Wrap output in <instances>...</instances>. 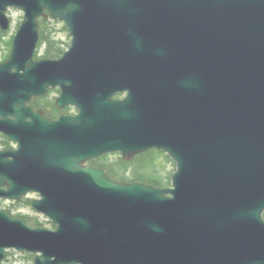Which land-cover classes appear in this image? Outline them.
<instances>
[{
    "label": "water",
    "instance_id": "1",
    "mask_svg": "<svg viewBox=\"0 0 264 264\" xmlns=\"http://www.w3.org/2000/svg\"><path fill=\"white\" fill-rule=\"evenodd\" d=\"M9 6L25 16L0 131L20 147L0 151V197L38 191L57 228L0 209V262L16 248L36 264H264V0H0L3 29ZM45 10L72 42L34 61ZM57 85L78 115L26 105ZM151 148L177 162L171 187L86 165Z\"/></svg>",
    "mask_w": 264,
    "mask_h": 264
},
{
    "label": "rangeland",
    "instance_id": "2",
    "mask_svg": "<svg viewBox=\"0 0 264 264\" xmlns=\"http://www.w3.org/2000/svg\"><path fill=\"white\" fill-rule=\"evenodd\" d=\"M8 15L12 20V26L8 32H1L0 30V61L10 49L12 38L18 28L19 23L22 21L23 12L19 9L13 8L8 11ZM49 26L52 29L51 40L55 39L56 44L59 45V49L62 50L59 55H62L63 51L67 49L70 44L68 30L65 27L64 22L59 20H52ZM46 47L47 43L40 42L35 57L43 58L46 53ZM54 95H56V93H52V96ZM116 157L117 155L110 156L109 159L103 160L102 162L112 164L114 163L113 161L117 159ZM155 161L158 167L161 168V174L163 177L167 176L168 178L169 176V178H171V175H173L176 169L175 162H173L168 156L162 154L158 156ZM36 197H38V194L29 193L26 195V198L24 197L20 201L0 200V208L7 210L8 207H11L10 212L13 215L37 217L38 220L44 223L45 227L53 228L52 224L48 223L49 221L46 219V217L37 213L28 203V199L32 200ZM26 254L27 253L25 252L10 250L7 255V259L3 264H33L32 258L30 259V257H27Z\"/></svg>",
    "mask_w": 264,
    "mask_h": 264
},
{
    "label": "trees",
    "instance_id": "3",
    "mask_svg": "<svg viewBox=\"0 0 264 264\" xmlns=\"http://www.w3.org/2000/svg\"><path fill=\"white\" fill-rule=\"evenodd\" d=\"M50 22L47 21L46 25L41 24V35L43 39H47L48 44H50L49 53L51 56H57L61 49L56 46L55 39L51 40L52 29L49 26ZM166 155L162 151L150 150L145 153L138 155L135 158V163L128 165H121L116 163L118 172L116 174L117 178H121V180L131 179V181H144L148 183H152L158 186H166L170 182V178L168 176L163 177L161 174V168L158 167L156 163V159L160 155ZM167 156V155H166ZM132 169V170H130ZM33 225H40L41 222L38 219L31 220ZM27 257L33 259L31 254H27Z\"/></svg>",
    "mask_w": 264,
    "mask_h": 264
},
{
    "label": "flooded vegetation",
    "instance_id": "4",
    "mask_svg": "<svg viewBox=\"0 0 264 264\" xmlns=\"http://www.w3.org/2000/svg\"><path fill=\"white\" fill-rule=\"evenodd\" d=\"M32 105L35 107V109L36 108L37 109H40L39 106L35 105L34 103H32ZM67 114H73V113H67ZM50 117L51 118H55L57 116L51 115ZM15 146H16V143L15 142L11 141V139L8 136L0 133V150H10V149H12Z\"/></svg>",
    "mask_w": 264,
    "mask_h": 264
}]
</instances>
